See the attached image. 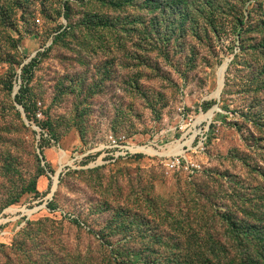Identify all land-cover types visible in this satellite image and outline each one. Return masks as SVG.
Here are the masks:
<instances>
[{
	"label": "rangeland",
	"instance_id": "obj_1",
	"mask_svg": "<svg viewBox=\"0 0 264 264\" xmlns=\"http://www.w3.org/2000/svg\"><path fill=\"white\" fill-rule=\"evenodd\" d=\"M63 1L35 0V20L12 33L20 41L12 63L0 62V245L26 237L36 260L76 264L97 257L99 234L119 207L143 212L144 201L167 200L194 225L200 197L232 192L227 174L242 192L264 196L252 169L264 165V137L242 128L243 111L256 109L243 61L225 87L234 36L204 39L194 8L181 22L175 7L193 0H169L167 24L160 17L154 26L142 22L159 8L71 0L64 15Z\"/></svg>",
	"mask_w": 264,
	"mask_h": 264
},
{
	"label": "trees",
	"instance_id": "obj_2",
	"mask_svg": "<svg viewBox=\"0 0 264 264\" xmlns=\"http://www.w3.org/2000/svg\"><path fill=\"white\" fill-rule=\"evenodd\" d=\"M97 1L113 9L127 10L134 6L156 12L159 8L155 16L147 20L144 18L142 24H160V17L165 19L164 25L167 24L165 10L170 8L166 6L169 0ZM34 2L35 0H0V43L3 45L0 46V62L12 63V54L15 53L12 48L17 49V42L20 43L12 33L18 29L20 21L28 23L29 16L35 20ZM70 2L71 0H64L59 12L64 10V15L68 14L71 10ZM171 4L175 6L177 3ZM263 5L264 0H193L186 8L183 5L175 7V14L181 18V22L185 14H192L191 8H194V20L198 21L195 31L201 32L204 39L223 36H234L236 39V43H232L229 48L234 58L227 71L225 87L230 86L229 76L234 67L238 68L240 61H243L242 69L247 70L246 92L254 94L252 102H255L256 109L255 112L243 111L245 120L242 128L245 127L249 137L254 140L257 135L264 137ZM41 12L45 18L50 15L49 8L42 7ZM88 19L91 18H86ZM131 19L133 22L136 20L135 17ZM131 19L126 21L130 23ZM57 38L58 36L54 38L53 45L57 43ZM10 42L14 45L16 42V46H10ZM26 68L28 67L24 71ZM223 99L221 98L220 104L227 105ZM227 108L228 106H222L221 109ZM257 147L258 144L253 151L258 150ZM241 160L251 166L248 157ZM252 169L264 179V165L256 163ZM226 176L228 190L233 189L232 192L226 190L222 195L225 198L216 202L214 201L220 196V192L213 189L200 197L199 200L204 201L205 205H200L203 213L194 225L190 216L184 215L182 208L175 206L172 209L167 200L158 204L154 197L152 204L144 201L147 207L143 212L141 209L130 210L126 207L113 210L111 221L106 223L99 234L100 249L97 257L92 253L86 257L80 255L76 264H264V196L242 192L240 182L228 174ZM144 211H147L146 214ZM25 239L26 237L21 243H14L9 248L0 245V258L4 259L2 264H50L33 258L27 251Z\"/></svg>",
	"mask_w": 264,
	"mask_h": 264
},
{
	"label": "water",
	"instance_id": "obj_3",
	"mask_svg": "<svg viewBox=\"0 0 264 264\" xmlns=\"http://www.w3.org/2000/svg\"><path fill=\"white\" fill-rule=\"evenodd\" d=\"M225 64H226V68H225V71H226V69H227V67H228V62H226ZM223 66H224V65H223ZM223 66L221 67V69L223 68ZM224 74H225V72H224ZM224 74H223V78H222V83H221V85H220V73H219V88H218L217 93H216V95L218 96V98H219L220 91H221L220 87L222 88V87H223V84H224ZM216 110H219V106H218V105H216L215 108H214L213 110H211V112H210V117L213 116V114H214V112H215Z\"/></svg>",
	"mask_w": 264,
	"mask_h": 264
},
{
	"label": "bare ground",
	"instance_id": "obj_4",
	"mask_svg": "<svg viewBox=\"0 0 264 264\" xmlns=\"http://www.w3.org/2000/svg\"><path fill=\"white\" fill-rule=\"evenodd\" d=\"M225 68H226V64H224V66H223V68L222 69H220V85H221V83H222V78H223V74H224V72H225ZM227 71V70H226ZM220 89H221V87H220ZM209 117H210V113H209ZM182 147L180 146L179 147V153H183L182 152V149H181ZM140 150V149H139ZM144 150V149H143ZM54 189H55V183L53 182V187H52V192L54 191ZM33 211H35V210H32V211H29V213H27V214H30V213H32Z\"/></svg>",
	"mask_w": 264,
	"mask_h": 264
},
{
	"label": "built area",
	"instance_id": "obj_5",
	"mask_svg": "<svg viewBox=\"0 0 264 264\" xmlns=\"http://www.w3.org/2000/svg\"><path fill=\"white\" fill-rule=\"evenodd\" d=\"M179 163H180V162H179ZM171 167H172V168H175V167H177V166H176V164H171ZM192 167H195V166H192Z\"/></svg>",
	"mask_w": 264,
	"mask_h": 264
}]
</instances>
